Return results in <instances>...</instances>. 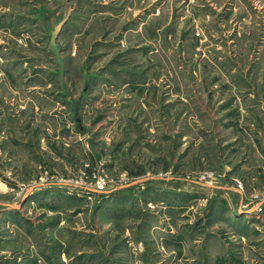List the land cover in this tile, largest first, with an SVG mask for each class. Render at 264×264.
<instances>
[{
  "label": "rangeland",
  "instance_id": "374dc122",
  "mask_svg": "<svg viewBox=\"0 0 264 264\" xmlns=\"http://www.w3.org/2000/svg\"><path fill=\"white\" fill-rule=\"evenodd\" d=\"M0 264H264V0H0Z\"/></svg>",
  "mask_w": 264,
  "mask_h": 264
},
{
  "label": "built area",
  "instance_id": "2783aa9c",
  "mask_svg": "<svg viewBox=\"0 0 264 264\" xmlns=\"http://www.w3.org/2000/svg\"><path fill=\"white\" fill-rule=\"evenodd\" d=\"M97 190H103V188H105V182L103 180L99 181L97 183Z\"/></svg>",
  "mask_w": 264,
  "mask_h": 264
}]
</instances>
